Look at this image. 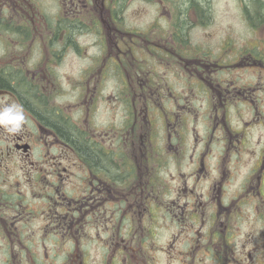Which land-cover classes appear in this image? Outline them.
Returning <instances> with one entry per match:
<instances>
[{
    "label": "flooded vegetation",
    "instance_id": "flooded-vegetation-1",
    "mask_svg": "<svg viewBox=\"0 0 264 264\" xmlns=\"http://www.w3.org/2000/svg\"><path fill=\"white\" fill-rule=\"evenodd\" d=\"M131 1L0 0V110L16 104L26 117L15 134L0 126V247L5 252L0 264H126L128 256L133 264H264V160L254 161L237 185V166L231 165L247 147L249 123L258 116L247 80L251 67L264 68L253 49H264L251 45L250 36L194 43L189 30L212 20L211 0L204 6L145 2L151 11L158 3L159 16L148 13L152 22L166 20L157 29L160 37L147 40L141 31L120 26L142 19L140 6L136 16L126 13ZM180 6L190 24L184 35L176 26L183 21ZM93 24L125 43L121 56L139 40L147 55L163 63L149 72L124 70L125 75L115 59L106 66L101 54L103 64L90 67L99 71L91 79L100 77L103 114L98 119L91 113L80 126L76 53ZM20 25L29 32H21ZM12 29L17 32H8ZM3 41L8 48H2ZM236 66H243L244 76L234 72ZM107 70L122 85L111 110L103 90ZM134 84L136 96L130 98L127 91ZM257 113L264 124V111ZM193 117L213 121L207 148L201 145L202 155L193 162L197 178L193 182L191 173L164 178L169 160L184 155ZM224 136L223 150L232 161L219 172L215 162L205 164L213 158V143ZM25 180L39 182L47 209H29ZM143 212L150 224L142 220ZM144 233L150 246L141 241Z\"/></svg>",
    "mask_w": 264,
    "mask_h": 264
},
{
    "label": "rangeland",
    "instance_id": "rangeland-1",
    "mask_svg": "<svg viewBox=\"0 0 264 264\" xmlns=\"http://www.w3.org/2000/svg\"><path fill=\"white\" fill-rule=\"evenodd\" d=\"M149 0H133L130 2L126 13L131 14L132 16H136L137 10L135 9L136 6H140L141 9L138 15L142 18L139 20H133L136 23H123L120 26L125 30H137L142 32V37L147 40H157L160 36L157 32V29L161 26L166 24V20L160 21H151L148 17V13H153L156 16H159L158 10V3H156V10L151 11V6L145 2ZM166 1H174V0H166ZM212 1V20L209 21L206 26H193L192 29L189 30L191 33V39L196 44H201L204 40L203 38H229L232 37L234 39H243L247 36H250L252 39L253 46L257 45L256 47L259 49H264V23L256 24V27H252L248 25V22L245 20L241 6L239 4L240 0H211ZM146 7V8H145ZM150 8V9H149ZM84 15L89 16L87 12L84 11ZM3 16V14H1ZM196 21L195 19H193ZM157 23L156 25L153 23ZM94 28L91 31H88L85 35H83L80 39L79 49L76 53V81H77V91H78V99H77V106H78V124L87 123L88 115L94 113L95 116L99 119L100 116L102 117V110L101 106L98 104V95L101 96L99 92V87L97 86L100 82V77L92 78V76H98L99 71L98 69H91L90 65L94 67H99L103 64L102 56L103 54L106 57V66L110 67L113 65L111 59H115L117 64L119 65L120 69L125 74L124 70H127L128 73L131 72L135 74L136 72H149L151 71L157 64L162 65V61L159 56H155L153 54L147 55V51L143 50L144 45L142 41L136 40L137 45L135 47H131L129 52L123 54L121 56L120 49L123 48L125 45L124 42L118 41L111 31H108V35H105L106 28L104 30L100 28L97 24H93ZM24 28L21 32H29L27 25H20ZM102 30L103 32H101ZM8 32L13 33L17 32L14 29L9 30ZM6 32V33H8ZM107 32V31H106ZM161 32H168L165 29H162ZM5 33V32H1ZM5 33V34H6ZM15 34V33H13ZM126 42H130L129 38H125ZM211 43L213 41H210ZM208 43V41H207ZM118 45V49L115 48V45ZM129 48V46L127 45ZM2 48H8L7 42L3 41ZM229 63L234 62V58L229 60L226 58ZM252 60V59H251ZM237 62H234V64ZM257 66V67H256ZM251 67V75L248 76L247 82L252 86V92L254 94L255 101L252 104V110L256 113L257 119L251 121V124L247 130L248 135V145L247 147H243L241 151H238L236 154V159L234 163L231 165L234 166L236 163V182L235 184L240 181L245 175H247V168L254 162V161H261L264 160V124L263 122L258 123L260 119H262V115H259L257 112L260 110L264 111V68L260 65H256ZM243 66H236L234 72H237V75L244 76L245 70L242 69ZM126 75V74H125ZM251 76V77H250ZM250 77V78H249ZM125 80L127 78L125 77ZM130 80H133L132 78ZM104 91L107 92V104L109 110L112 108V102L116 104L115 98L120 96L122 93V85H120L118 78L114 74L113 71L107 70L106 73V84L103 88ZM119 92V93H118ZM137 92V85L134 84V87L129 89L127 93L129 97L132 98L134 95L133 93ZM118 93V94H117ZM86 100V101H85ZM137 102V100H136ZM81 105H86L83 108H80ZM117 107V105H115ZM140 107V105H139ZM81 110V111H80ZM138 114L143 113V110H137ZM197 112V111H196ZM209 112V110L207 111ZM109 118L110 116L113 118L114 114H111L110 111L108 113ZM124 116V115H120ZM192 116V115H191ZM119 117V116H118ZM118 117H114L115 122ZM255 117V114L253 118ZM260 117V118H259ZM264 117V114H263ZM195 121V117H193V121H188V129L189 134L186 137L185 144H183V148L185 152L183 156L177 155L176 158H172L169 160V166L166 169V175L164 178H172L174 175L180 176L182 175V179L186 177V174L191 173L193 176L192 181L194 182L195 178H197V169L194 167L193 162L195 159H198L201 155L203 150H200V146L204 145L205 149L207 148L209 142V136L211 134V129L213 127V121L211 119ZM101 129V128H100ZM109 132V131H107ZM166 133L167 131L162 132L164 145L166 142ZM227 144V136L223 137V141L218 143H213L211 146V152L213 153V158H210L209 161L205 164L208 165L209 162H215L219 172L223 169L227 170L226 166L228 161H232L227 153L224 152L223 147ZM165 152V147H164ZM232 169V168H231ZM199 172V174H202ZM20 175V173H19ZM26 185L22 187L25 192L27 193V197L29 199V209L41 211L43 209H47L48 202L42 199V188L39 182L34 180H25ZM164 183V181H162ZM187 185H190V181L186 179ZM16 186V185H14ZM193 186V184H192ZM45 187H48L45 186ZM236 187H231V191L234 190ZM197 189V186H196ZM205 191V190H204ZM246 191H243L245 193ZM49 198V197H46ZM52 202L54 201L53 198H49ZM127 203H125L126 205ZM123 205L120 209H124L123 212L127 209ZM136 216L137 212L132 211ZM123 214V213H122ZM121 214V216H122ZM144 212L142 213L143 216ZM128 215V213H127ZM163 218V217H162ZM239 224L244 226L246 224L245 217L241 216ZM136 220V217L134 218ZM143 221L149 223L148 217L143 216ZM118 223V222H117ZM150 224V223H149ZM160 223H158L159 225ZM133 235L126 236V239H130ZM161 240H159V244L163 245L166 241L167 233H161ZM138 238V237H137ZM141 241L144 246H150L151 240L149 241V233H144L141 237ZM11 249V253H12ZM4 251L0 247V261L4 258ZM126 264H133L132 260L129 258L126 259Z\"/></svg>",
    "mask_w": 264,
    "mask_h": 264
},
{
    "label": "trees",
    "instance_id": "trees-1",
    "mask_svg": "<svg viewBox=\"0 0 264 264\" xmlns=\"http://www.w3.org/2000/svg\"><path fill=\"white\" fill-rule=\"evenodd\" d=\"M184 1L188 3L190 2L198 3V4L200 3L204 6L205 1L208 0H184ZM239 4L241 6L242 14L245 20H247V22L251 24L253 27H256L257 26L256 24H259L264 17V0H240ZM178 10L180 12V15H178V17L183 19V21L176 24L177 32L178 34L184 35L185 30L189 27L190 24L189 21H185L184 17H182V16H187L185 8L180 6ZM253 55L258 59L264 60V53L257 49H253Z\"/></svg>",
    "mask_w": 264,
    "mask_h": 264
},
{
    "label": "clouds",
    "instance_id": "clouds-1",
    "mask_svg": "<svg viewBox=\"0 0 264 264\" xmlns=\"http://www.w3.org/2000/svg\"><path fill=\"white\" fill-rule=\"evenodd\" d=\"M25 120L26 117L23 113V109L19 105L11 104L0 110V126H2L8 134H15L21 131Z\"/></svg>",
    "mask_w": 264,
    "mask_h": 264
}]
</instances>
